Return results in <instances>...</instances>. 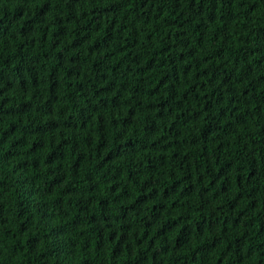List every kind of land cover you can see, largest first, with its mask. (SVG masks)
Masks as SVG:
<instances>
[{
    "label": "trees",
    "instance_id": "obj_1",
    "mask_svg": "<svg viewBox=\"0 0 264 264\" xmlns=\"http://www.w3.org/2000/svg\"><path fill=\"white\" fill-rule=\"evenodd\" d=\"M0 264H264V0H0Z\"/></svg>",
    "mask_w": 264,
    "mask_h": 264
}]
</instances>
